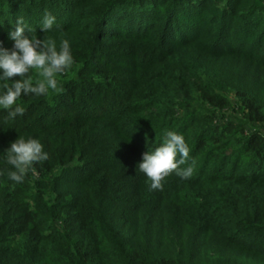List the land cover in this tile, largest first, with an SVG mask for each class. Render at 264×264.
<instances>
[{
	"label": "trees",
	"instance_id": "16d2710c",
	"mask_svg": "<svg viewBox=\"0 0 264 264\" xmlns=\"http://www.w3.org/2000/svg\"><path fill=\"white\" fill-rule=\"evenodd\" d=\"M17 18L74 63L0 108V264H264V0H0V49ZM167 131L194 171L150 190ZM20 137L48 159L16 183Z\"/></svg>",
	"mask_w": 264,
	"mask_h": 264
},
{
	"label": "clouds",
	"instance_id": "9594fccd",
	"mask_svg": "<svg viewBox=\"0 0 264 264\" xmlns=\"http://www.w3.org/2000/svg\"><path fill=\"white\" fill-rule=\"evenodd\" d=\"M54 22L55 17L46 13L40 29L42 32L51 31ZM15 24L16 27L8 34L9 39L14 42L12 50L0 49V80L13 81L10 86L4 84L5 90L0 93V108L8 110L9 119L25 114V108L16 103L22 95L32 94L38 97L47 95L50 90L62 93L63 88L57 76L70 70L74 63L68 40H61L57 46L51 38L47 41L37 36L29 38L24 35L23 18H17ZM30 70H36L40 77L35 84L29 75ZM16 77L19 79H15ZM21 77L24 78L20 79ZM189 158L190 148L184 136L175 131H167L159 147L142 155L139 169L150 181V190H159L163 187L162 181L173 172L182 179L192 175L194 160L188 167H181L188 163ZM47 159L44 145L38 139L17 138L7 150L6 161L15 169L8 172V177L13 182L21 183L29 170H34V165Z\"/></svg>",
	"mask_w": 264,
	"mask_h": 264
},
{
	"label": "rangeland",
	"instance_id": "374dc122",
	"mask_svg": "<svg viewBox=\"0 0 264 264\" xmlns=\"http://www.w3.org/2000/svg\"><path fill=\"white\" fill-rule=\"evenodd\" d=\"M235 115H239L238 112H235Z\"/></svg>",
	"mask_w": 264,
	"mask_h": 264
}]
</instances>
